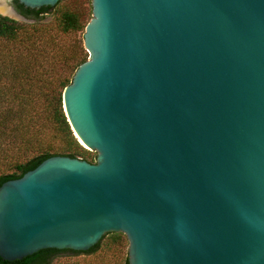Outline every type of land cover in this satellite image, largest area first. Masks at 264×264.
Masks as SVG:
<instances>
[{
  "label": "water",
  "instance_id": "water-1",
  "mask_svg": "<svg viewBox=\"0 0 264 264\" xmlns=\"http://www.w3.org/2000/svg\"><path fill=\"white\" fill-rule=\"evenodd\" d=\"M89 4L62 103L95 161L53 155L0 185V257L121 232L128 264H264V0Z\"/></svg>",
  "mask_w": 264,
  "mask_h": 264
},
{
  "label": "trees",
  "instance_id": "trees-1",
  "mask_svg": "<svg viewBox=\"0 0 264 264\" xmlns=\"http://www.w3.org/2000/svg\"><path fill=\"white\" fill-rule=\"evenodd\" d=\"M13 1L24 17L34 21L0 14V185L53 155L95 161L73 135L62 103L63 89L72 80L67 73L75 71L87 55L80 43L63 45L61 36L71 38L83 31L89 19L78 9L62 6V0L39 9ZM51 12L57 15L44 21ZM125 242L123 233L109 232L84 251L45 248L13 261L0 257V264H50L66 252L92 256L94 263L105 258L100 264H110L107 251L122 248ZM119 261L128 264V256L112 262Z\"/></svg>",
  "mask_w": 264,
  "mask_h": 264
},
{
  "label": "rangeland",
  "instance_id": "rangeland-1",
  "mask_svg": "<svg viewBox=\"0 0 264 264\" xmlns=\"http://www.w3.org/2000/svg\"><path fill=\"white\" fill-rule=\"evenodd\" d=\"M7 3L9 5H13L14 1L13 0H6ZM61 5L64 7H69V8H73V9H78L80 10L83 14L85 19H89L92 16V12H91V7L89 4V0H62ZM0 6H4L3 3H1ZM57 15L56 12H51L46 14L44 21H51L54 16ZM20 21V20H19ZM83 31H80L74 35L70 37L67 36H61L62 41L61 43L63 45H72L73 43H80L81 47L83 48L84 52H86V57L88 58V52L85 50V48L82 46V39H83ZM70 42V43H69ZM61 44V45H62ZM75 71H70L69 73H67L68 76H73ZM74 135V134H73ZM90 151V150H89ZM92 155L94 156V151H91ZM124 256H128L127 254V242L124 243V246L122 248H116L113 251L109 250L107 251L106 254V259L107 261L109 260L110 264H113V259H121ZM110 257V259H109ZM94 258L92 256L86 255V254H80V255H70V253H60L59 255H57L51 262L50 264H93L94 263ZM93 260V261H92ZM103 260H105V258H103ZM101 260H97L96 263L94 264H100L102 261ZM119 264H121V262L119 261Z\"/></svg>",
  "mask_w": 264,
  "mask_h": 264
},
{
  "label": "bare ground",
  "instance_id": "bare-ground-1",
  "mask_svg": "<svg viewBox=\"0 0 264 264\" xmlns=\"http://www.w3.org/2000/svg\"><path fill=\"white\" fill-rule=\"evenodd\" d=\"M1 3H3L2 0H0V5H1ZM3 4H4V3H3ZM6 11H7V8H6L5 4H4V6H0V12H1V13H5Z\"/></svg>",
  "mask_w": 264,
  "mask_h": 264
},
{
  "label": "flooded vegetation",
  "instance_id": "flooded-vegetation-1",
  "mask_svg": "<svg viewBox=\"0 0 264 264\" xmlns=\"http://www.w3.org/2000/svg\"><path fill=\"white\" fill-rule=\"evenodd\" d=\"M12 7L15 9L16 12H18L19 14H21V12L16 8L15 4L13 3ZM22 15V14H21Z\"/></svg>",
  "mask_w": 264,
  "mask_h": 264
}]
</instances>
